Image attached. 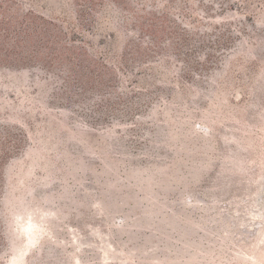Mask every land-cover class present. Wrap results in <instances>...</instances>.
<instances>
[{
  "label": "rangeland",
  "instance_id": "obj_1",
  "mask_svg": "<svg viewBox=\"0 0 264 264\" xmlns=\"http://www.w3.org/2000/svg\"><path fill=\"white\" fill-rule=\"evenodd\" d=\"M0 264H264V0H0Z\"/></svg>",
  "mask_w": 264,
  "mask_h": 264
},
{
  "label": "trees",
  "instance_id": "obj_2",
  "mask_svg": "<svg viewBox=\"0 0 264 264\" xmlns=\"http://www.w3.org/2000/svg\"><path fill=\"white\" fill-rule=\"evenodd\" d=\"M162 6H165L164 4H162Z\"/></svg>",
  "mask_w": 264,
  "mask_h": 264
}]
</instances>
